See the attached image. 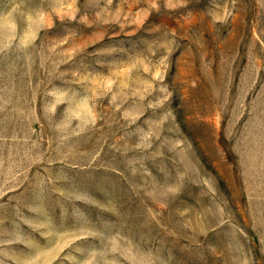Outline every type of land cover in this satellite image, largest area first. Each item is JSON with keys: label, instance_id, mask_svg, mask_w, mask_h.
I'll use <instances>...</instances> for the list:
<instances>
[{"label": "rangeland", "instance_id": "obj_1", "mask_svg": "<svg viewBox=\"0 0 264 264\" xmlns=\"http://www.w3.org/2000/svg\"><path fill=\"white\" fill-rule=\"evenodd\" d=\"M0 264H264V0H0Z\"/></svg>", "mask_w": 264, "mask_h": 264}]
</instances>
